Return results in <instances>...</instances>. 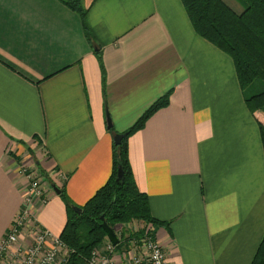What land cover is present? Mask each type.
Returning <instances> with one entry per match:
<instances>
[{
  "label": "crops",
  "instance_id": "0c3cea01",
  "mask_svg": "<svg viewBox=\"0 0 264 264\" xmlns=\"http://www.w3.org/2000/svg\"><path fill=\"white\" fill-rule=\"evenodd\" d=\"M66 1L0 0V243L26 196L21 165L33 157L82 207L111 175L113 134L170 92L127 142L166 262L251 264L264 236V155L232 60L196 34L180 0H78L92 43ZM48 185L33 220L59 237L66 206Z\"/></svg>",
  "mask_w": 264,
  "mask_h": 264
},
{
  "label": "trees",
  "instance_id": "16d2710c",
  "mask_svg": "<svg viewBox=\"0 0 264 264\" xmlns=\"http://www.w3.org/2000/svg\"><path fill=\"white\" fill-rule=\"evenodd\" d=\"M180 1L196 34L232 60L240 90H260L257 93L254 90L250 97L244 94V101L258 125L264 155V123L261 121L264 117V0H235L242 6L239 13L222 0ZM66 5L78 14L85 38L92 43L86 25V11L80 2L68 0ZM96 57L102 69L98 52ZM169 97L170 92L154 102L128 130L120 134L123 136L120 144L112 146V171L108 181L86 204L75 207L78 212L65 199L63 189L56 187L66 206V224L59 239L70 250L67 264H88L92 251L106 240L102 223L110 229L132 222L152 226L163 224L152 218L147 196L136 187L127 142L145 127L154 114L168 106ZM119 170L122 180L118 182ZM251 264H264V236Z\"/></svg>",
  "mask_w": 264,
  "mask_h": 264
},
{
  "label": "built area",
  "instance_id": "2783aa9c",
  "mask_svg": "<svg viewBox=\"0 0 264 264\" xmlns=\"http://www.w3.org/2000/svg\"><path fill=\"white\" fill-rule=\"evenodd\" d=\"M24 167L20 166L19 173L26 180V196L0 243V264H67L70 257L67 246L59 237L53 236L33 220V206L36 203L46 205L49 196L44 188L39 187L33 172L35 170L30 168V171ZM58 177L62 181L66 180L63 174H58ZM27 228L30 229L28 243H24V240L20 243ZM137 234L136 237L126 239V246L133 252L127 264H167L166 255L154 236L152 225L145 226ZM118 241V245H122L121 240ZM114 249L110 243L106 246L104 243L99 251H92L88 264H114L111 257Z\"/></svg>",
  "mask_w": 264,
  "mask_h": 264
},
{
  "label": "rangeland",
  "instance_id": "374dc122",
  "mask_svg": "<svg viewBox=\"0 0 264 264\" xmlns=\"http://www.w3.org/2000/svg\"><path fill=\"white\" fill-rule=\"evenodd\" d=\"M222 1L226 5H228L231 9H233L235 12L240 10V9H242V6H240L235 0H222ZM254 90H255L256 93L260 91L258 89H247L243 93L246 95V97H250L253 93H255V92H253ZM31 158L32 159L27 161V164L25 163L26 165L23 163L25 165L24 168H26L28 170L30 168H33L35 170L33 172L35 174L36 180H37L40 188H45V187L49 188L48 184H52L51 180L48 178V175L42 169L39 168L38 164L35 165L34 158L33 157H31ZM31 160H32V162H31ZM30 171H31V169H30ZM52 186H55V185L52 184ZM136 223L137 222H132V223H130L128 225H117V227L115 226L114 229H112V230H114L115 235L118 237V240H121V242H122V245H120V246L118 245L117 247H115V249L113 250V254L111 255L112 261L114 262V264H116V260L113 258L114 255L117 254L118 258H120V259L125 258V261H128L129 257L133 254V252L131 251L130 247L126 246L127 243H125V242H126L127 238H131V236L136 237L138 235L137 234V229L134 226V224H136ZM119 226H122V227H119ZM141 230H142V228L138 229V232H140ZM108 242L109 241L106 238V240L104 242L105 246L110 243V242L109 243ZM100 247L95 248V250L99 251ZM114 251H117L116 254L114 253Z\"/></svg>",
  "mask_w": 264,
  "mask_h": 264
},
{
  "label": "water",
  "instance_id": "95a60500",
  "mask_svg": "<svg viewBox=\"0 0 264 264\" xmlns=\"http://www.w3.org/2000/svg\"><path fill=\"white\" fill-rule=\"evenodd\" d=\"M106 126H107V129L110 130L112 128L111 126V122H110V119L108 116H106ZM123 136L120 135V134H117L113 137V144L115 146H118L122 140ZM117 180L118 182L122 180V174H121V171L119 170L118 173H117ZM51 189L54 191V193L56 195H59L60 194V191L55 187V186H52ZM73 210L75 212H78L79 209L78 208H73ZM101 228L103 229V231L105 232V235H106V238L107 240L110 242V244L113 246V247H116L118 246V239L115 235V232L114 230L110 229L105 223H102L101 225Z\"/></svg>",
  "mask_w": 264,
  "mask_h": 264
}]
</instances>
